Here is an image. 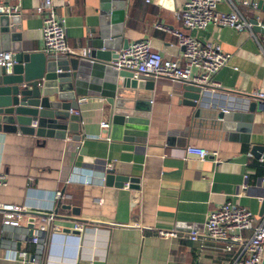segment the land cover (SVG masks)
<instances>
[{
	"label": "crops",
	"instance_id": "1",
	"mask_svg": "<svg viewBox=\"0 0 264 264\" xmlns=\"http://www.w3.org/2000/svg\"><path fill=\"white\" fill-rule=\"evenodd\" d=\"M44 1L0 0L18 8L23 51L42 50L45 13L37 11ZM145 1L124 0V7L120 3L112 9H123L122 39L128 45L147 41L164 59L179 61L181 48L171 35L179 30L216 44L229 58L213 78L217 87L208 88L206 106L195 116L179 102V82L153 80L143 137L110 139L108 129L99 125L109 124L108 105L92 96L77 98L83 101H77L75 109L76 138L71 133L56 139L0 132V172L7 176L0 186V202L27 206V212L43 215L53 214L58 201L78 209L77 216L70 212L51 216L41 236L43 264H73L78 259H91L93 264H233L235 250H222L224 242L191 241L186 234L201 231L206 213L225 201L245 207L254 219L264 213L258 201L264 196V165L246 157L253 143L264 145V113L254 114L249 138L239 129H220L219 119L217 128L208 124L209 114L237 110L254 99V92H264V37L250 30L236 33L214 26L186 31L174 16L184 0ZM51 5L64 20L67 48L87 49V38L96 35L98 0H51ZM255 6L251 0H222L217 11L236 9L247 23L256 18L264 25V15ZM187 145L215 152V161L210 156L203 161L193 155L183 159ZM107 163L114 175L137 178V183L106 185L101 177L106 175ZM55 191L62 194L60 200H53ZM32 216L24 214L22 225L11 227L2 224L0 212V264H31L11 257L37 251L27 229ZM38 221L36 217L34 231ZM75 224H81L83 232L73 230ZM159 230H175L177 236H160Z\"/></svg>",
	"mask_w": 264,
	"mask_h": 264
},
{
	"label": "water",
	"instance_id": "2",
	"mask_svg": "<svg viewBox=\"0 0 264 264\" xmlns=\"http://www.w3.org/2000/svg\"><path fill=\"white\" fill-rule=\"evenodd\" d=\"M251 1L256 2L255 10L264 15V0ZM120 3L124 7V0H98L96 35L85 42L89 50L85 58L46 55L40 50L23 51L19 43L21 17L17 14L0 15V52L13 53L15 60L11 67H0V132L18 131L24 135L56 139L71 133L72 138H76L73 132L78 127L79 116L68 111L77 108L78 97L92 96L104 99L108 105L110 139L130 140L133 136L146 134L153 80L133 78L129 72L115 71L106 65L115 59L117 51L128 46L122 39L123 9L112 10ZM248 23L253 34L264 37L258 19L252 18ZM91 35H94L93 31ZM87 82L89 84L85 85ZM207 96L206 87L180 82L179 102L188 106L194 116L206 106ZM255 113H264V101L254 98L238 106L237 110L209 114L212 121L208 124L217 128L219 123L215 120L219 119L220 129L228 132L239 129L249 138L248 126ZM249 152L258 157L264 152V145L253 143ZM104 183L117 187L127 183L131 187L137 183V178L114 175L111 168L106 170ZM261 204L263 212L264 200ZM57 212L78 215V209L65 201H58L52 216ZM27 213L33 215L27 224L29 237H32L35 218L44 215ZM260 264H264V254Z\"/></svg>",
	"mask_w": 264,
	"mask_h": 264
},
{
	"label": "built area",
	"instance_id": "3",
	"mask_svg": "<svg viewBox=\"0 0 264 264\" xmlns=\"http://www.w3.org/2000/svg\"><path fill=\"white\" fill-rule=\"evenodd\" d=\"M145 2L148 3V0ZM221 2L222 0H184L180 10L174 12V16L186 31H203L209 26L227 28L236 33L250 30L249 23L238 10L234 9L228 13L217 11V5ZM243 6H247V3H244ZM17 10V7L0 3V15L16 14ZM37 13H45L41 29V51L44 54L78 58H85L88 55V49L71 51L67 48L64 20L53 11L51 0H45ZM259 24L264 29V25ZM157 28L162 29L159 25ZM171 35L175 38L177 46L181 48L180 62L164 59L151 50L147 41L141 40L117 51L115 59L106 65L115 71L129 72L133 78L142 77L152 80L164 78L174 82L206 87L207 89L217 87L213 78L225 66L229 56L223 54L216 44L199 41L179 30L171 31ZM14 64L13 53L0 52V67H11ZM252 95L253 98L264 101V92H254ZM77 101L79 103L83 99ZM68 112L70 114L78 113L72 109H69ZM99 125L103 129L109 128V124L105 121H101ZM74 134L76 135L75 132ZM189 155L203 161L209 156L213 158L215 152H208L199 146L187 145L183 150V159ZM246 157L254 160L259 166L264 165V152L258 157L247 152ZM212 160L215 161L214 158ZM105 169H111V164L107 163ZM245 178H247L246 174L243 175V179ZM6 180V174L0 172V186L5 185ZM101 180H104V176L101 177ZM261 180L264 183V179ZM66 181L68 182L69 179ZM87 182L86 179L83 180V183ZM126 186L128 187L127 183H125ZM245 189L246 185H242V190ZM52 196L53 200L57 201L61 199L62 194L55 191ZM263 200L264 196L258 197L259 202ZM28 210L27 206L0 202L2 224L20 227L23 223V215ZM51 216L52 211H49L43 217H39L35 233L30 238V242L37 247V251L30 254L25 251L13 253L11 258L30 261L31 264H43L40 254L44 249L45 242L41 240V236L43 232H46V226L49 225ZM73 230L83 232V226L75 224ZM158 234L165 237L177 236L175 230H159ZM186 236L191 241L205 238L211 241L224 242L222 250L228 252L235 250L233 264H260L264 254V213L258 219H254L245 207L225 201L206 213L201 231L191 230ZM73 264H93V261L91 259H78Z\"/></svg>",
	"mask_w": 264,
	"mask_h": 264
}]
</instances>
